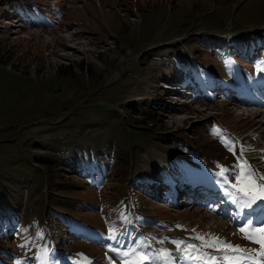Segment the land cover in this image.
Here are the masks:
<instances>
[{
  "label": "rangeland",
  "instance_id": "rangeland-1",
  "mask_svg": "<svg viewBox=\"0 0 264 264\" xmlns=\"http://www.w3.org/2000/svg\"><path fill=\"white\" fill-rule=\"evenodd\" d=\"M56 1L61 11L49 0L0 3V14L13 4L24 23L34 20L50 30L59 20L86 32L12 39L9 24L0 29V264H186L180 256L187 245L198 247L188 250L203 258L197 262L205 264L211 253L229 264L224 250L203 249L197 234L174 220L259 249L240 230L225 227L235 225L231 220L212 215L208 221L197 205L203 196L188 206L164 205L167 193H158L151 179L154 171L184 174L180 159L201 161L202 172L217 176L220 169L206 162L234 166L238 156L228 149L234 140L264 175V107L254 116L256 101L248 102L246 118L244 108L212 91L218 81L237 83L240 76L254 85L248 78L264 67V0H67L74 2L67 9ZM184 78L209 112H200L201 104L179 113L169 103L160 81ZM208 113L224 125L202 120ZM166 154L178 155L175 166ZM159 160L165 168L155 164ZM165 249L170 255L162 254Z\"/></svg>",
  "mask_w": 264,
  "mask_h": 264
},
{
  "label": "snow or ice",
  "instance_id": "snow-or-ice-1",
  "mask_svg": "<svg viewBox=\"0 0 264 264\" xmlns=\"http://www.w3.org/2000/svg\"><path fill=\"white\" fill-rule=\"evenodd\" d=\"M264 71V69H261ZM229 151L236 154V150L232 145H228ZM219 172L217 176L220 177L218 183L223 184L224 191L232 198L234 202L240 203L241 207L252 208L257 206L264 213V175L258 176L257 173L252 169L251 164L244 158L243 149H240L237 162L234 166L218 165ZM179 227V226H178ZM244 234V238L258 244L259 249H244L240 245H233L227 241L220 240L219 237L212 236L210 234H197L196 239L202 242L201 246H207L214 248L217 251L224 250V259L229 264H240L242 260H249L252 264H264V215H261L256 220H248L239 229ZM110 238L115 239L114 229H110ZM178 245L182 244V241L175 242ZM23 246V245H21ZM219 246V247H217ZM197 247L196 245H187L184 251L187 253L189 249ZM110 250L118 251L116 248L110 246ZM47 250H45L46 252ZM227 252L240 253L241 256L233 260L227 255ZM162 254H167L168 250H162ZM124 256L128 253L124 252ZM139 260L145 261L150 259L146 254L136 253ZM208 261L205 264H220L221 257L213 256L208 253ZM47 259L45 255L43 257ZM185 259H201L200 256H192L190 254L185 256ZM15 264H21L20 260H16ZM122 264H127L126 261Z\"/></svg>",
  "mask_w": 264,
  "mask_h": 264
},
{
  "label": "bare ground",
  "instance_id": "bare-ground-1",
  "mask_svg": "<svg viewBox=\"0 0 264 264\" xmlns=\"http://www.w3.org/2000/svg\"><path fill=\"white\" fill-rule=\"evenodd\" d=\"M262 72H264V71H262ZM260 73L259 75H263V73ZM259 79H260V87L259 88H262L261 87V85H263V93H264V78H261V77H259ZM213 91V90H212ZM226 98H228V99H232L233 101H234V103H239V102H243V107L245 106V105H247V104H249L248 102H252V100H249V101H241V99H239L238 97H234L233 96V94H229V95H227L226 96ZM255 101H256V105H254V107H253V110L254 111H252L251 110V113L253 112V115L255 116V114H256V116L258 115V113H260V112H262V110H260L262 107H264V100H261L260 98L259 99H254ZM255 108V109H254ZM263 109V108H262ZM255 113V114H254ZM260 114H262V113H260ZM263 119V118H262ZM261 121H264V120H261ZM261 123V122H260ZM170 180V179H169ZM214 180V179H213ZM172 181V180H171ZM215 181V180H214ZM162 186V185H161ZM214 186V188H216V190L215 191H218V192H220V195H222V197H220L222 200H229V202H230V200H232V198L224 191V185L223 184H221V183H218V182H216V184L215 185H213ZM162 187H164V186H162ZM181 192H183V191H181ZM189 192V191H188ZM190 194H191V192H189ZM188 193V194H189ZM188 194L186 195V196H188ZM200 193H198L196 196H195V198L194 199H192V197L191 196H189V198H188V200L186 201V203H184L183 205H189L191 202H192V200H195V202H198V197H200ZM222 200H217V201H222ZM216 201V202H217ZM178 202V201H177ZM216 202H212V200H207V201H205V202H199L197 205L198 206H200V207H198V208H200L203 212H206L205 214H204V217H206L207 218V220L208 221H213L215 218L214 217H218L219 215L220 216H222V218H225V219H228V220H230L231 219V217H230V214L228 213V206L226 205V204H221V206L219 207L218 205H215L216 204ZM222 202H224V201H222ZM179 204H182V203H180L179 202ZM253 208H258L257 206H253ZM257 210V209H256ZM200 211V210H199ZM201 212V211H200ZM258 212V211H257ZM214 217H213V216ZM218 215V216H217ZM237 216V215H236ZM235 216V217H236ZM237 219V218H236ZM238 220V219H237ZM232 229H234V228H232ZM208 261V260H207ZM185 262H186V264H203L204 262L203 261H200V260H198V262H197V260L196 259H186L185 260ZM220 264H222V263H220ZM240 264H248V263H246V260H242V262H240Z\"/></svg>",
  "mask_w": 264,
  "mask_h": 264
}]
</instances>
